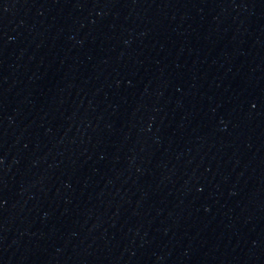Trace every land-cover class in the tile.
<instances>
[{
    "label": "water",
    "instance_id": "obj_1",
    "mask_svg": "<svg viewBox=\"0 0 264 264\" xmlns=\"http://www.w3.org/2000/svg\"><path fill=\"white\" fill-rule=\"evenodd\" d=\"M0 264H264V29L0 70Z\"/></svg>",
    "mask_w": 264,
    "mask_h": 264
}]
</instances>
